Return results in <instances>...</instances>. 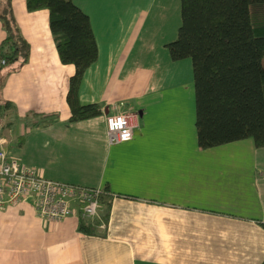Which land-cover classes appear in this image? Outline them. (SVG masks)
I'll return each mask as SVG.
<instances>
[{
	"label": "crops",
	"instance_id": "obj_1",
	"mask_svg": "<svg viewBox=\"0 0 264 264\" xmlns=\"http://www.w3.org/2000/svg\"><path fill=\"white\" fill-rule=\"evenodd\" d=\"M72 1L90 16L99 48L80 102L101 103L103 113L69 121L75 66L59 57L49 10L12 0L31 53L20 69L0 72L6 108L21 115L0 141L12 146L19 136L14 155L4 149L40 175L109 188V220L86 234L78 210L43 219L29 196L0 209V264H261L264 147L253 138L200 147L193 63L173 60L167 47L181 0ZM127 111L138 114L134 137L110 144L107 115ZM35 112L57 117L33 127Z\"/></svg>",
	"mask_w": 264,
	"mask_h": 264
},
{
	"label": "trees",
	"instance_id": "obj_2",
	"mask_svg": "<svg viewBox=\"0 0 264 264\" xmlns=\"http://www.w3.org/2000/svg\"><path fill=\"white\" fill-rule=\"evenodd\" d=\"M29 11L47 8L50 29L61 61L73 64L66 100L70 122L103 113L101 103L82 104L79 90L86 70L97 61L99 48L90 16L72 0H26ZM6 37L0 58L10 73L27 63L31 44L21 31L12 0H0ZM171 58L193 63L196 126L199 145L209 148L245 138L264 147V0H181V24L167 43ZM3 82L0 81V94ZM11 107L10 101L5 102ZM33 127L57 117L33 113ZM109 188H103L101 219H80L79 230L97 234L110 216ZM264 225V223H263ZM264 264V260L261 262Z\"/></svg>",
	"mask_w": 264,
	"mask_h": 264
},
{
	"label": "built area",
	"instance_id": "obj_3",
	"mask_svg": "<svg viewBox=\"0 0 264 264\" xmlns=\"http://www.w3.org/2000/svg\"><path fill=\"white\" fill-rule=\"evenodd\" d=\"M6 60L0 58V68ZM123 104V102L121 103ZM138 116L135 112H119L106 117L108 140L117 144L131 140L135 135ZM103 188L63 182L47 178L32 166L9 157L0 141V209L16 206L32 196L39 217L62 220L79 211L81 219H101ZM107 223L102 221L101 228Z\"/></svg>",
	"mask_w": 264,
	"mask_h": 264
},
{
	"label": "rangeland",
	"instance_id": "obj_4",
	"mask_svg": "<svg viewBox=\"0 0 264 264\" xmlns=\"http://www.w3.org/2000/svg\"><path fill=\"white\" fill-rule=\"evenodd\" d=\"M263 63H264V58H263ZM20 118L21 115L19 113L11 112L6 108L4 100L0 95V133L6 131L7 134H10V132L7 130V125L13 123L12 125L13 127H15L14 124L21 123ZM12 135L14 136V138L12 139L13 145H18L19 136H15L14 134ZM13 145L12 146L8 145L4 147L8 151L10 156L11 154L14 155L13 151H11Z\"/></svg>",
	"mask_w": 264,
	"mask_h": 264
}]
</instances>
